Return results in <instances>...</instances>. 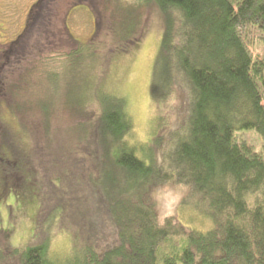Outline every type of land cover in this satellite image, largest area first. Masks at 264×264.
<instances>
[{"label": "trees", "instance_id": "1", "mask_svg": "<svg viewBox=\"0 0 264 264\" xmlns=\"http://www.w3.org/2000/svg\"><path fill=\"white\" fill-rule=\"evenodd\" d=\"M46 1L35 2L21 39L38 27ZM156 1L165 32L152 136L131 141L135 127L118 97L99 103L89 137L92 199L112 236L100 235L106 225L94 228L91 213L70 261L45 241L15 249V264H264V48L253 54L245 38L254 27L264 45V0ZM77 45L66 54L69 69L82 59ZM249 130L261 136V150L240 138ZM170 185L186 190L181 205L204 216L205 229L183 213H162L155 191Z\"/></svg>", "mask_w": 264, "mask_h": 264}, {"label": "rangeland", "instance_id": "2", "mask_svg": "<svg viewBox=\"0 0 264 264\" xmlns=\"http://www.w3.org/2000/svg\"><path fill=\"white\" fill-rule=\"evenodd\" d=\"M37 1L0 0V97L5 99L0 103L1 264L18 261L15 249L45 241L52 255L70 261L89 235L85 220L93 221L91 213L95 220L89 224L106 225L100 235L112 236L109 219L95 211L92 199L93 117L101 110L99 103L124 99L135 144L148 141L157 122L152 80L165 32L157 1L48 0L38 27L21 39ZM245 36L253 54L262 51V32L249 27ZM76 44L82 64L77 61L69 69L66 54ZM239 134L262 149L255 131ZM185 191L170 185L155 191V198L164 215L183 213L205 229L209 221L181 205ZM68 211L74 215L63 217Z\"/></svg>", "mask_w": 264, "mask_h": 264}]
</instances>
